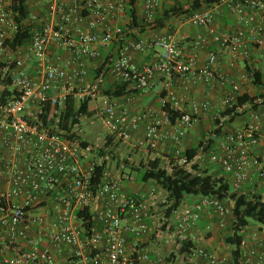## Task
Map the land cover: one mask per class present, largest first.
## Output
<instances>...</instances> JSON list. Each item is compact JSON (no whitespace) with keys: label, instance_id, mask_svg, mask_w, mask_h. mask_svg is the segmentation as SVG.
<instances>
[{"label":"built area","instance_id":"1","mask_svg":"<svg viewBox=\"0 0 264 264\" xmlns=\"http://www.w3.org/2000/svg\"><path fill=\"white\" fill-rule=\"evenodd\" d=\"M44 1L47 13L43 20L32 15L34 22L42 23L31 44L12 52L6 43L18 27L9 1L0 0V64L7 65L3 73L18 93L0 105V264H232V253L201 246L195 234L208 209L216 212L219 227L228 229V203L203 198L167 219L164 226L168 225V238L176 250L189 241L195 247L190 254L170 261L168 257L153 258L148 244L159 237L164 226L152 208L159 194H163L161 204H166L164 193L152 188L147 195H131L121 179L109 171L103 174L101 184L94 186L97 162L93 149L78 140H67L59 129L41 127L47 104L60 112L74 91L80 100L97 98L103 79L92 85L86 61L101 57L99 47L109 48L124 40L122 26L114 21H124L128 7L127 0ZM192 1L143 0L142 16L151 22L164 3ZM220 9H227L245 24H249L247 14L251 12L260 17V23L233 36L222 35L214 27ZM186 21L206 30L192 41L189 56L181 51L176 35L169 32L124 44L111 71L116 81L128 83L130 90L146 92L160 76L165 95L160 98V113L148 110L133 118L129 99L103 96L104 125L114 140L129 142L144 124L145 134L138 146L155 152L166 142L180 145L190 130L209 118L213 104L194 100L187 105L174 89L176 79L204 86H213L215 81L224 87L229 84L230 90L222 96V109L233 107L244 93L238 82L222 76L218 64L224 52L232 66L242 60L253 64L250 46L264 54V0H218L194 11ZM204 47L210 50L199 67L198 51ZM145 51H154V57L140 67L134 54ZM30 61L36 63L35 73L27 69ZM250 76L255 82V75ZM172 112L181 114L175 122ZM208 157L228 175L234 191L250 199L260 197L264 203V111L251 112L242 127H235L222 139L220 153ZM80 209H89L99 226L91 234L76 215ZM248 233L240 246L243 263L264 264V240Z\"/></svg>","mask_w":264,"mask_h":264},{"label":"trees","instance_id":"2","mask_svg":"<svg viewBox=\"0 0 264 264\" xmlns=\"http://www.w3.org/2000/svg\"><path fill=\"white\" fill-rule=\"evenodd\" d=\"M8 1L18 30L13 39L6 43V46L15 52L31 44L36 31L41 27L42 21L34 22L32 20L34 10L30 3L31 0ZM127 1L128 20L122 25L124 40L116 41L108 48V51L100 52L101 57L98 60L101 63L96 66L94 71L97 80L100 78L104 80L111 74L114 62L128 41L139 40L149 31L173 30L169 24L174 18H187L194 11L209 7L217 3L218 0H194L188 3L164 6L151 22H147L141 15L140 0ZM38 16L40 20H43L45 14ZM6 66L4 63L0 64V105L6 104L18 96V93L13 89L9 76L3 73ZM247 71L249 75H255L254 84L257 91L255 93L244 92L233 107L219 108L215 111L212 118L213 129L197 146L181 151L179 155L177 154L178 149H175L169 157L160 156L154 159L141 160L138 165L132 167V171L137 173V178L142 184L152 183L164 193L166 204L162 205V208L166 220L184 208L187 197L218 199L228 203L231 209V226L228 230L229 235L226 237V244L232 249V264H244L240 246L245 237V232L251 228V225L258 226L264 232V203L260 197L250 199L249 196L234 191L231 179L224 171L219 175L212 174L196 160L202 153L206 155L213 152L220 153L221 140L227 134L226 128L235 125L239 119L248 121L251 112L264 111L263 71L257 68L252 69L250 66L247 67ZM138 92L142 91L130 90L128 83L115 81L109 89L103 91V94L110 99L122 101L127 96ZM77 94L78 92L74 91L68 96L66 108L60 112L51 104H47L44 114L41 116V127L52 131L59 129L65 133L67 140H78L82 146L87 147L89 144L82 140L77 128L81 125L83 118L93 117L96 114L91 110L94 98L88 96L80 100ZM164 95L165 93L162 94V96ZM170 115L172 121L175 122L181 114L172 112ZM118 146L119 143L116 144L114 138L109 135L104 148L99 149V155L104 160L96 163L94 186L101 184L105 172H111L109 159L119 160L116 148ZM123 164L127 165L128 161L123 160ZM210 164V168L215 166L221 168L216 163L210 162ZM76 215L82 220V225L88 234L99 227L93 220L89 209H80ZM193 247H195V243L191 241L184 243L183 246H178L177 251L172 253L168 260H172L177 255L190 254ZM152 257L157 258L154 254Z\"/></svg>","mask_w":264,"mask_h":264},{"label":"crops","instance_id":"3","mask_svg":"<svg viewBox=\"0 0 264 264\" xmlns=\"http://www.w3.org/2000/svg\"><path fill=\"white\" fill-rule=\"evenodd\" d=\"M169 5H170L169 3H164V6H169ZM46 7L44 11L45 15L47 13ZM142 8H143V0H140L139 9L141 15H142ZM127 20H128V16L126 15V19L124 21H119V22L114 21V24L122 26L127 22ZM247 20L249 24H245L241 22L235 15H233L227 9H220L216 13L214 27L218 30L219 33H222V35L233 36L240 30L247 31L250 27L257 26V24L260 23V17L252 14L251 12H248ZM169 25L172 28H175V30H177V33L175 35L179 41L180 49L183 51V54L185 56L190 55L192 51L191 44L194 38H196L197 35L206 32V30L204 29L195 28L190 25L192 28L196 29V31L194 32H196L197 35L191 36L192 41H189L186 40L188 39L189 36H186L184 34L182 26H180L177 22H172V21L170 22ZM84 28L88 29L87 24H84ZM168 30L169 29H165L161 31H149L140 38H151L156 35L168 33ZM205 49L206 47L198 51L199 67H201L207 60L208 54L206 53ZM99 50L100 52H106L108 51V48L99 47ZM250 50L252 52L253 64H251V62L249 61L242 60L236 66H232L229 54L227 52L226 53L224 52L225 54L224 53L222 54L223 61L220 63L219 60L218 70L222 74V76L226 77L228 80H233L238 82L241 85L243 92L255 93L257 91V88L254 82L251 81V76L247 71V67L250 66L252 67V69L257 68L262 70L264 76V54L259 49L253 46H250ZM153 57H154V51L136 52L134 54V61L138 66L143 67L148 63H150ZM86 64L90 74L89 80L91 82V73L95 71L96 66L94 64V61L88 60L86 61ZM35 67H36V63L34 61H30L29 64L27 65V69L32 73H35L34 71ZM109 76L113 78V82L116 81L115 77L112 74H110ZM163 82H164L163 77L156 76L151 82V87L146 92L134 93L122 100V101H127L128 99L130 100L129 107L131 112V118L140 115L141 113L148 110H156L158 113H160L161 111L160 98L164 93ZM174 87L178 96L184 99L187 105H189L194 100L197 101L208 100L213 105L219 104L220 107H221V100L223 94H225L226 91L230 90L229 84L226 87H224L218 81H215L213 86H204V85H196L193 83H185L182 80L176 79L174 81ZM145 128L146 125L144 124L141 125L139 130L133 134L132 139L129 142H123V143L130 144L132 147L138 148L141 152H147L145 150H142L138 146L139 139L142 138L145 134ZM197 133L198 131H196V128L190 130L188 132L186 139L180 145H175L172 142L164 143L158 150V152H160V156L169 157V155H171L173 150L178 149L179 146L181 151H185L186 149H188L186 147H188V145L192 143L191 139H193L197 135ZM114 141L117 144L116 142L117 140ZM205 169H208L212 174L215 175H219L223 173V169L218 166L217 167L215 166L214 168H205ZM249 187L250 185L246 186V188ZM124 190L126 191V188H124ZM138 191L139 190L136 189V191H131V193H129L128 191L126 192L131 195H137L139 194ZM199 200L200 198L191 199L188 205H185L184 207H192L196 203H198ZM218 223H219V218L216 212L212 209H208L203 213L200 221L198 222V226L195 230V234L198 238V243L201 246L209 250H218L220 252H223L222 249L220 248V245L224 242L225 238L229 234H228V229L227 228L221 229ZM201 232L205 234L207 240L205 238L204 241V239L200 238ZM153 239L157 240L156 237H154ZM254 243L256 244L257 242ZM148 245L150 249L152 243H149ZM157 258H159V256H157Z\"/></svg>","mask_w":264,"mask_h":264},{"label":"rangeland","instance_id":"4","mask_svg":"<svg viewBox=\"0 0 264 264\" xmlns=\"http://www.w3.org/2000/svg\"><path fill=\"white\" fill-rule=\"evenodd\" d=\"M30 3L34 10V14H45L44 11L46 4L44 0H31ZM172 22H177L180 26H182L184 34L186 36H189L186 40L192 41L191 36L197 35L196 32H194L196 31V29L188 25L186 18H174ZM170 31L173 34L177 33V30H175V28H173V30H168V32ZM205 51L208 54V48H206ZM222 61L223 58L222 55H220V63ZM100 63L101 61L99 60L94 61L95 66H99ZM91 83L92 85H97V79H95L94 72L91 73ZM113 83V78L107 76L103 80V83L98 84L100 88L98 89L97 98H95L91 104V110L94 111L96 114L93 117L83 118L81 125L79 126V128H77L78 134L82 138V140L87 142L89 146L93 149V154L97 163L102 162L104 160V158L99 155V149L104 148L107 142V137L109 136L108 129L104 125V120L102 116V98L103 96H105L103 94V91L109 89L113 85ZM213 107L214 109L212 110V113L210 114L209 118L203 119L201 123L195 127L198 133L193 139H191L192 143L189 144L186 148L197 146L199 142L203 140L205 136L208 135V133L213 129L212 118L214 112L221 108L219 104H214ZM246 122V119H239L235 125L226 128V132L228 133L232 131L235 127H242ZM116 142L119 143V146L116 147L119 160L113 161L109 159L111 163V173L121 179L123 187L126 188V191H128L129 193H131V191H136L137 189L139 190L138 192L140 195H147L149 190L152 188H156V186L152 183H149V185H142V183L137 178V173L135 171H132V167L138 165L141 160L154 159L156 157H160V152H141L138 148L132 147L130 144H126L119 141ZM123 160H127L128 164H123ZM196 162L206 168H210L211 166L208 155L203 153L198 156ZM162 199L163 194H159L154 201L155 204L152 209L157 220L160 222L161 225L164 226V223H166V217L164 215V209L162 208L161 204ZM191 199H195V197H187L185 205H188ZM167 228L168 225L164 226L162 231L160 232L159 237H157V240L153 239V241L151 242L152 245L150 246V252L152 251L151 253L156 256H159V258H167L173 252L177 251L174 242L170 241V239L168 238ZM248 232L252 237L264 240V232L261 231L258 226L251 225V228L248 230ZM200 238L204 239V241L205 238L207 240V237L203 232H201ZM225 243L226 238L224 242L220 245V248L223 252L230 254L232 252V249ZM252 244L255 243L253 242Z\"/></svg>","mask_w":264,"mask_h":264}]
</instances>
